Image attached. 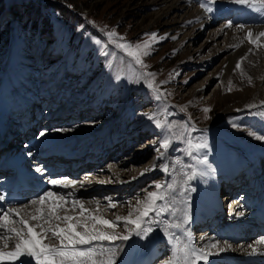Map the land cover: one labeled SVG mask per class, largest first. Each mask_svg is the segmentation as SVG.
<instances>
[{"label": "rangeland", "instance_id": "1", "mask_svg": "<svg viewBox=\"0 0 264 264\" xmlns=\"http://www.w3.org/2000/svg\"><path fill=\"white\" fill-rule=\"evenodd\" d=\"M236 15L225 0H0L5 150L18 148L15 143L21 148L38 133L79 140L76 158L54 163L61 173L54 176L74 181L82 190L98 181L107 184L105 190L80 195L103 206L111 200L125 216L137 202L147 203V192L166 196L157 200V207L177 194L167 187L156 189V183L175 186L179 181L181 192L191 194L195 178L187 176L197 172L196 157L206 154L211 173L225 180L224 163L209 145L228 142L233 164L244 162L240 146L264 164V140L256 138L264 135V66L249 67L253 48L244 42L232 40L227 52L223 28ZM110 31L115 33L111 39ZM260 59L264 62V56ZM238 62L240 69L235 68ZM164 140L170 141L167 148L161 146ZM197 144L207 148L197 149ZM28 160L29 167L36 161ZM116 170L128 183L142 179L141 184L116 191ZM49 191L51 187L45 193ZM138 214L133 212V218ZM169 214L144 218L152 234L164 229ZM121 224V234L135 228ZM215 225L206 231L201 229L207 226L195 225L191 232L200 241L213 236ZM160 238L152 264H166L172 257L169 244Z\"/></svg>", "mask_w": 264, "mask_h": 264}, {"label": "bare ground", "instance_id": "2", "mask_svg": "<svg viewBox=\"0 0 264 264\" xmlns=\"http://www.w3.org/2000/svg\"><path fill=\"white\" fill-rule=\"evenodd\" d=\"M225 2L230 10H235L237 13L236 16L228 21L233 24V27H226L228 24V22H226L223 28V31L226 33L225 36L228 39L225 42L226 49H228L227 52L230 51V47L234 45L231 42L232 40L236 42H244L243 45L245 44L244 46H246V48H253V51H251L253 53H251L248 60L249 67L252 69L263 67L264 62H262L260 57L264 56V37H260L259 33L264 32V10H258L261 8L260 0H251V3L253 4L252 7L243 4H236L233 0H225ZM205 23L206 21H204V24ZM238 25H243L244 28L241 29L237 27ZM249 30L253 33L252 39L257 40L256 44H252L249 40L247 36ZM6 134H8L7 129L0 125V141H2L0 142V147L6 144L4 141ZM26 142L27 144L25 143L21 148L19 144L15 143L14 145L18 146V148L16 147L17 149L6 151L3 148V151H1L5 153V157L17 160L20 164V170H25L33 177L34 181L48 182V186L51 187L52 192L56 193L57 197L64 196L65 199L69 201V203L65 205V208L59 210V215L64 216L67 214L74 217L78 216L80 213L79 207L76 206L73 208V205L71 204V201L75 199L82 201L85 208L89 209L93 214L100 215L105 219L115 221L117 215L125 216L124 209L117 212L119 209H117V207L115 209L111 208L109 203H107L106 206L99 204V208L97 209L96 202L89 200V198L84 200L80 195L82 191L89 193L91 190H96V188L105 190V188H108L107 184L98 181L90 189L82 190L79 189L80 187L73 186L72 182L74 181L66 178L59 179L52 175V171L60 170L57 165L53 168L54 163H59L60 165V163H64L68 158H76L75 156H77L78 153L76 152L75 145L79 143V140H56L48 137L46 134L41 136L40 133H38L36 137H31ZM228 145L229 143L224 141L223 143H220L218 148L213 147L212 151L216 157L224 163V176H227L225 180H228L227 178H229V180L232 181V178L237 174L238 170L243 166V168H246L249 156L245 148L240 146L239 149L245 156V162L242 164L231 163L230 154L232 151L227 147ZM12 155L15 158H12ZM79 156H81V154ZM29 157L36 159L31 167L27 166ZM50 163H52L51 166H49ZM4 164L5 163L1 162L0 166H3ZM37 168L42 169V171L38 172L36 170ZM197 169V173L203 172L204 175H197L195 177L193 182V192L191 194L188 190L184 193L181 192L182 185L179 181L175 184V192H177V194L171 198V207L175 211L174 214L169 212L170 217L165 226L168 228V231H164V227L161 232L157 234L151 233L148 235L147 239H144L131 235L128 227L127 234L131 235V238L128 241L117 240L114 243L107 241L94 242L92 246L98 247L102 243L105 249L110 248L115 253L113 257L114 264H152L153 257L157 254L155 248L160 243L158 238L164 237L165 241L170 246V253L172 255L171 260L175 258V264H186L185 252H188L187 261L191 262L193 250L199 249H204L205 251L210 252L211 255L207 261L200 260L196 262V264H264V245H258L256 243L261 238H264V184L260 183L256 189L254 188L249 191H244L242 193L244 199L233 208H229V211L227 212L225 203L220 201V198L215 193V185L218 183V180H216L217 176L215 178L204 164L198 165ZM117 172L118 171L116 170L115 174H117ZM2 178L8 179L9 181L6 184L0 183V197H2L0 198V202L3 201L4 193L9 190L13 183L19 178L21 179V174L18 172L16 177L14 175H4ZM52 180H63L69 186H55L50 183ZM113 180L117 182L116 191H123L128 186L137 188L142 181V179H139L138 183H136L137 180L133 181V183H128L129 179H121L120 174L113 175ZM130 180L135 179L131 178ZM230 191V195H234L233 197L236 198L232 188ZM33 200H38V198L30 199V201L25 203L24 206L27 205V208L18 206L14 207L20 208L21 214L24 215L25 218H28V215L34 213L39 207V205L31 204V201ZM45 208H47V205H45ZM0 214H2L1 211ZM85 215H87V213H85ZM217 216L221 221H225V223L222 222V225H215L214 229L210 231L213 232V236L204 237L200 241H197L196 235L191 232L192 227L194 225L206 226V223L209 222L210 219L216 218ZM188 217H190V219H188ZM12 219L16 221V223L10 226H21L17 217L13 215ZM145 221L146 222L142 223V227H150L148 221ZM30 222L33 224L37 223L36 221ZM55 223H60L63 227L66 222L53 220V224ZM121 223H123V221H121L119 226L114 230H105L121 234ZM176 224H180L181 227H174ZM98 227L102 226L98 225ZM208 228L209 227L202 228L201 231H206ZM37 231H39V229H37ZM203 233L205 234V232ZM0 234L5 236L12 235L3 228H0ZM247 235H250L251 238ZM49 236H51L50 233ZM46 242L52 244L58 243L55 238H51ZM213 244H215L216 247H211ZM116 245H119V247H116ZM252 247H256L259 250L253 253ZM0 248L4 251L13 250V241L9 240L7 248H4V242L0 240ZM221 248H223L224 251H220ZM102 258L107 259V256ZM170 261L166 264H170ZM0 264H19V261L5 259L0 261Z\"/></svg>", "mask_w": 264, "mask_h": 264}, {"label": "snow or ice", "instance_id": "3", "mask_svg": "<svg viewBox=\"0 0 264 264\" xmlns=\"http://www.w3.org/2000/svg\"><path fill=\"white\" fill-rule=\"evenodd\" d=\"M214 3L215 0H212ZM236 4H243L252 7L253 4L251 0H233ZM261 8L258 10H264V0H260ZM205 10L208 12L212 11L211 7H208L207 4L204 5ZM226 27L231 28L233 24L228 22ZM237 27L243 29V25H238ZM155 36V34H152ZM107 36L111 39L115 36L114 32H108ZM247 36L252 44H256L257 40H253V33L251 30L247 32ZM260 37H264V32L259 33ZM115 43V40H113ZM119 47L128 50L131 48L129 44H119ZM137 48L140 46L137 45ZM145 48L148 47L147 44L144 45ZM130 55L136 56L135 52H130ZM144 55H148V52H144ZM136 62L143 64L139 56H136ZM241 64L238 62L235 66L236 69H240ZM251 82V81H250ZM231 84V81H229ZM149 87H153L150 83ZM231 91V88L228 89ZM158 91V90H157ZM158 100L161 99L158 94L156 97ZM249 107H252L251 105ZM205 112L210 111V109L205 108ZM157 126L159 121H157ZM41 136L44 133H40ZM259 140H264V135L256 137ZM170 141L164 140L162 147L167 148ZM189 147L192 146V142L188 141ZM197 149L207 148V144H197L195 146ZM189 156H192L191 151L188 152ZM163 154H161L162 158ZM196 164H207V155L204 157L196 158ZM156 166H154L155 168ZM163 171H168V166H161ZM195 167V165H193ZM38 172L42 169L37 168ZM197 175H204L203 172L197 173L193 172L192 175L187 176V180L194 179ZM51 184L55 186L68 187L63 180H52ZM75 184L76 182H72ZM167 187L170 192L175 191V186L172 183H165L164 185L160 183L155 184L156 189H162ZM147 203L143 201L137 202V206L133 208L132 211H129L127 216L117 215L115 221L105 219L100 215L93 214L89 209L85 208L84 203L79 200H72L71 204L73 208L76 206L79 207L80 213L78 216H72L65 214L64 216L59 215V210L65 208V205L69 203L64 196L57 197L56 193L49 191L38 198V200L31 201L32 205H39L34 213L28 215V218H25L21 214L20 208H9L2 211L0 214V228L6 229L8 233L12 234L11 236H5L0 234V240L4 242V248H7L8 241H13V250L4 251L0 248V261L8 259L12 261H19V264H114L113 257L115 253L109 248L105 249L101 243L98 247H93L94 242H110L114 243L117 240L128 241L131 238V235H135L137 238L147 239L149 233L153 232V228H143L142 223L146 222L145 217H148L149 214L160 215L164 212H170L174 214V209L171 207V200L167 204L157 207V200L164 201L166 199L165 195L158 193L157 191L147 192ZM2 198V197H0ZM143 204V209L141 210L140 205ZM47 205V208H45ZM109 206L111 208H116L117 204L109 200ZM27 208L28 206H23ZM99 208V203L97 202V209ZM133 212H138L139 214L133 218ZM87 213V215H85ZM18 218V222L21 225L20 227H14L16 221L12 219V216ZM190 219V217H188ZM55 221H64L65 226H61L60 223L53 224ZM30 221H36L37 223L33 224ZM123 221L125 224L135 225L134 229H130L131 235L120 234L114 231L109 232L105 229H116L119 226V223ZM101 225L102 227H98ZM174 227H181L180 224L174 225ZM39 229V231H37ZM81 229V230H78ZM164 231H168V228L165 227ZM49 233L51 236H49ZM51 238H55L58 243L52 244L49 241ZM175 238V237H173ZM258 245H264V238H261L256 242ZM87 246V247H82ZM119 247V245H116ZM211 247H216L213 244ZM256 247H252L253 253L258 251ZM220 251H224L223 248ZM210 252L205 251L204 249L193 250L192 252V261H187L188 252H185L186 264H196V262L203 260L207 261ZM107 256V259L102 257ZM170 264H175V258L170 261Z\"/></svg>", "mask_w": 264, "mask_h": 264}]
</instances>
